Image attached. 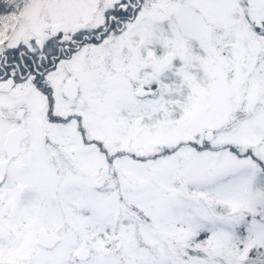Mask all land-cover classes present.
Segmentation results:
<instances>
[{
  "label": "snow or ice",
  "instance_id": "obj_1",
  "mask_svg": "<svg viewBox=\"0 0 264 264\" xmlns=\"http://www.w3.org/2000/svg\"><path fill=\"white\" fill-rule=\"evenodd\" d=\"M0 264H264V0H0Z\"/></svg>",
  "mask_w": 264,
  "mask_h": 264
}]
</instances>
